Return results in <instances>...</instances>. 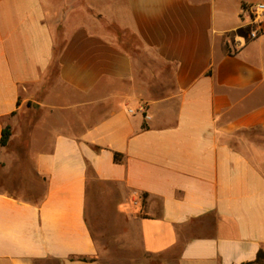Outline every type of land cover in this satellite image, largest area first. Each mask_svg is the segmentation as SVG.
<instances>
[{"label": "crops", "instance_id": "obj_1", "mask_svg": "<svg viewBox=\"0 0 264 264\" xmlns=\"http://www.w3.org/2000/svg\"><path fill=\"white\" fill-rule=\"evenodd\" d=\"M258 1L0 0V137L12 130L0 264H107L87 222L96 205L105 234L145 255L136 264H242L264 251V145L239 137L264 133V18L250 38L242 10ZM53 65L73 101L38 102L10 149L14 114L49 88ZM6 154L28 167V193L3 185Z\"/></svg>", "mask_w": 264, "mask_h": 264}, {"label": "rangeland", "instance_id": "obj_2", "mask_svg": "<svg viewBox=\"0 0 264 264\" xmlns=\"http://www.w3.org/2000/svg\"><path fill=\"white\" fill-rule=\"evenodd\" d=\"M108 28L116 32L118 34L119 40L124 44L126 43L128 47L132 46L134 43L133 37L128 32H120L113 27ZM148 63L150 62L148 61ZM165 74L166 75L162 80L163 83L169 87L171 86L172 82L169 71H165ZM55 77L56 65H53V67L50 69L49 88L44 90V92L39 91L35 93L33 98L35 102L38 103L48 101L50 98L55 101L64 102L63 98L58 97L59 93H62L63 97H66L67 94H70L67 101H73L74 95L72 94L74 93L64 88L63 85L55 82ZM43 111L44 110L42 109L41 104H39L38 107H34L32 102H28L25 108L18 110L17 113L14 114V116H16V122L14 123V137L12 140H10V149H16L17 145L19 148L23 147V143H21L22 139L27 135V132H29L30 128L37 121ZM242 136H245L249 140L256 142L258 145H264V133L258 131V129L240 133L239 137ZM5 160L8 165L4 169L3 185L8 189L17 190L19 193H22V191L28 193V191L24 188V184L29 182L28 167L24 163L20 164L18 160L14 159L11 154H6ZM33 189L35 192L41 191V188L38 185H35ZM105 213H107V211H103L101 206L97 205L93 206L92 210L88 209L87 211V222L91 232L93 233V236L95 237L96 245L103 262L107 264H136L141 259H144L145 255H143L138 249H134L133 251L129 250L125 248L124 245L121 246L119 243L116 244L113 239L105 234V231L103 230V222L105 220H103L102 217ZM110 218L111 219H107L109 226L114 220L113 217Z\"/></svg>", "mask_w": 264, "mask_h": 264}, {"label": "built area", "instance_id": "obj_3", "mask_svg": "<svg viewBox=\"0 0 264 264\" xmlns=\"http://www.w3.org/2000/svg\"><path fill=\"white\" fill-rule=\"evenodd\" d=\"M243 12L249 15L250 21L253 23V28L249 32L250 38H255L258 34L259 26H261L262 19L264 18V3L261 1L250 3L242 7ZM146 110L144 105H141L140 111L144 113Z\"/></svg>", "mask_w": 264, "mask_h": 264}, {"label": "trees", "instance_id": "obj_4", "mask_svg": "<svg viewBox=\"0 0 264 264\" xmlns=\"http://www.w3.org/2000/svg\"><path fill=\"white\" fill-rule=\"evenodd\" d=\"M11 132L12 131L10 125H6L3 127L0 137V147L5 146L8 143ZM121 156H122L121 153L115 152V155L113 157L114 160H120ZM77 258H80V260L86 259L85 257H81V256ZM242 264H264V251L262 249H259L255 260L248 261Z\"/></svg>", "mask_w": 264, "mask_h": 264}, {"label": "water", "instance_id": "obj_5", "mask_svg": "<svg viewBox=\"0 0 264 264\" xmlns=\"http://www.w3.org/2000/svg\"><path fill=\"white\" fill-rule=\"evenodd\" d=\"M33 106H34V107H38V106H39V103L34 102V103H33Z\"/></svg>", "mask_w": 264, "mask_h": 264}]
</instances>
